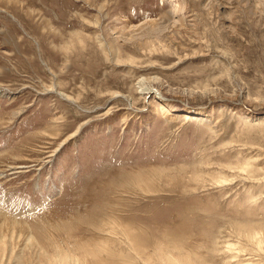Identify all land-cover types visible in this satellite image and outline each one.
I'll return each mask as SVG.
<instances>
[{
	"label": "rangeland",
	"instance_id": "obj_1",
	"mask_svg": "<svg viewBox=\"0 0 264 264\" xmlns=\"http://www.w3.org/2000/svg\"><path fill=\"white\" fill-rule=\"evenodd\" d=\"M257 1L0 0V264H264Z\"/></svg>",
	"mask_w": 264,
	"mask_h": 264
},
{
	"label": "bare ground",
	"instance_id": "obj_2",
	"mask_svg": "<svg viewBox=\"0 0 264 264\" xmlns=\"http://www.w3.org/2000/svg\"><path fill=\"white\" fill-rule=\"evenodd\" d=\"M253 3H254V8H256V9H260V10H262V7L260 6V1H257V0H253ZM174 11V10H173ZM176 11H177V9H176ZM176 11H174V15L176 14ZM167 21V20H166ZM166 21H164V22H162L160 25V27H162V25H163V27H165L166 28ZM152 23H155V22H149V24H152ZM148 24V25H149ZM156 24V23H155ZM154 24V25H155ZM159 25V24H158ZM167 26H170V24L169 25H167ZM150 88V87H149ZM149 88L148 87H144L140 92L143 94V95H145V94H147V93H149ZM192 107H185V108H183L182 110H181V113H183V114H186V115H189V116H191V115H193V114H196V115H198V116H203V115H206L207 114V110L205 109V108H200V107H198V108H194L193 110L191 109Z\"/></svg>",
	"mask_w": 264,
	"mask_h": 264
}]
</instances>
